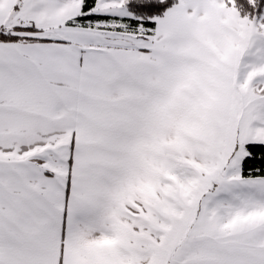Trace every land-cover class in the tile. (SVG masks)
I'll use <instances>...</instances> for the list:
<instances>
[{
  "label": "snow or ice",
  "instance_id": "6c2138e0",
  "mask_svg": "<svg viewBox=\"0 0 264 264\" xmlns=\"http://www.w3.org/2000/svg\"><path fill=\"white\" fill-rule=\"evenodd\" d=\"M0 264H264V0H0Z\"/></svg>",
  "mask_w": 264,
  "mask_h": 264
}]
</instances>
